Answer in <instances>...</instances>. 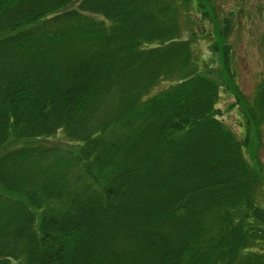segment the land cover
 <instances>
[{
    "label": "trees",
    "instance_id": "16d2710c",
    "mask_svg": "<svg viewBox=\"0 0 264 264\" xmlns=\"http://www.w3.org/2000/svg\"><path fill=\"white\" fill-rule=\"evenodd\" d=\"M253 27L264 0H0V264H264V73L241 138L217 109Z\"/></svg>",
    "mask_w": 264,
    "mask_h": 264
},
{
    "label": "rangeland",
    "instance_id": "374dc122",
    "mask_svg": "<svg viewBox=\"0 0 264 264\" xmlns=\"http://www.w3.org/2000/svg\"><path fill=\"white\" fill-rule=\"evenodd\" d=\"M253 2L255 0H252ZM248 33H243L239 39H236L234 43L235 57L237 58L235 66V78L238 85V91H234L233 85L229 84L222 80L221 72L223 67L217 66L216 71L214 68L209 70L212 75H219V80H222V85L229 87L228 90L222 89L220 91V99L217 105V109L220 112L221 120L231 127L237 137H242V129L239 128V110L243 111V106L241 105L239 98L249 97L251 98L254 95L256 90L259 77L264 73V39L263 43L262 38L264 37V29L258 27V30L253 27ZM252 33V34H251ZM200 45V48H199ZM197 58H205V60H210L211 54H208L209 48L206 45H203L202 42L197 41ZM161 88L158 87L156 91H159ZM235 95V96H234ZM239 98H238V97ZM61 137L52 140L51 144H61L63 143ZM257 157L264 163V130H263V141L262 147L257 150ZM248 158L254 156L253 153L248 150Z\"/></svg>",
    "mask_w": 264,
    "mask_h": 264
}]
</instances>
